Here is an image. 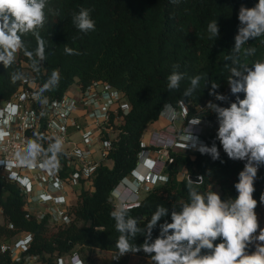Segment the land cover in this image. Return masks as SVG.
<instances>
[{"label": "trees", "instance_id": "16d2710c", "mask_svg": "<svg viewBox=\"0 0 264 264\" xmlns=\"http://www.w3.org/2000/svg\"><path fill=\"white\" fill-rule=\"evenodd\" d=\"M258 0H48L45 9L47 20L37 31L45 40V59L33 66V58L18 51L15 61L7 68L0 63V100L9 99L22 85L23 78L30 75L39 85V104L42 100L60 98L71 85L86 88L96 80H104L122 90L131 103L130 111L118 125L120 132L108 158L112 165L101 164L90 179L89 186H82L77 203L72 207V221L56 231L51 230L50 215L41 221L28 215L25 208L26 194L15 182H0V207L4 223L0 224V264H25L15 261L10 250L2 246L25 231L33 234L32 243L23 255H39L40 264H57L59 257L78 253L92 264L93 252L100 249L111 254L105 264H128V257L137 255L149 258L143 251L120 256L115 242L119 237L111 213L116 210L112 193L121 181L137 168L143 134L150 123L161 117L165 105L181 110V102L188 108L185 124L193 116L212 120L217 127L205 131L207 146L216 144L220 158L177 147L171 151L174 161L165 171L168 180L150 188L135 204L130 215L141 220L143 227L158 206H165L169 215L163 217L152 230L155 239L159 225L171 222L173 207L180 208L188 199V175L201 176V182L193 181V187L201 193L220 190L222 200L234 199V184L244 167V161L229 159L216 133V114L206 109L209 101L228 107L235 101L227 82L231 68L239 64L249 66L264 59V37L249 40L239 52L233 51L241 5L254 7ZM81 9H90L95 30L83 33L72 20ZM217 19L219 36L210 39L207 25ZM28 51L35 53L38 41L32 33L24 35ZM65 47L74 54L65 52ZM253 47L255 53L248 55L246 49ZM234 61L236 63H234ZM176 71L184 74L177 90L167 88V77ZM53 70L60 74L59 82L44 89ZM19 78L12 80L13 75ZM204 74L200 86L192 96L185 97L190 78ZM211 82H217V93L226 96L218 101L209 95ZM243 99V94H240ZM155 146L152 145L151 148ZM54 153V152H53ZM57 156L62 159L60 152ZM184 165L187 175L179 177V166ZM254 199L260 202L264 193V166H261L254 182ZM218 193V192H217ZM145 236L138 233L134 243L140 245ZM218 238L214 243H220ZM207 250H202L205 252ZM103 264V263H102Z\"/></svg>", "mask_w": 264, "mask_h": 264}, {"label": "clouds", "instance_id": "9594fccd", "mask_svg": "<svg viewBox=\"0 0 264 264\" xmlns=\"http://www.w3.org/2000/svg\"><path fill=\"white\" fill-rule=\"evenodd\" d=\"M47 6L48 0H0V63L5 68L15 61L16 53L21 50L29 58L35 56L34 67L45 59V40L37 30L46 23ZM90 12V9H81L72 17L75 27L83 33L95 30V21ZM238 21L232 49L235 52H239L249 40L264 37V0H258L251 8L241 5ZM207 31L210 39L218 38L217 19L208 23ZM28 33L35 35L38 41L35 53L25 48L22 37ZM255 51L253 47L246 49L248 55L254 54ZM65 52L74 54V50L68 47H65ZM173 67L174 70L167 77V88L170 91L179 89L180 82L184 79V74L175 70L179 65ZM18 78L15 74L12 76L13 81ZM59 79V72L53 70L44 89L56 86ZM202 79L206 81L205 87L208 81L204 74L191 77L190 87L183 95L192 96ZM227 82L235 101L228 107H221L209 101L206 109L202 110L216 114V139L228 158L245 162L243 170L238 174V182L234 184L237 196L234 199L222 200L215 191L201 193L193 187L194 182L190 179L187 201L178 210L173 207L170 213L171 222L165 220L159 225L160 232L155 239L152 238V230L163 217L169 215V210L165 206H158L150 220L141 227V220L130 215L134 205L122 203L111 213L115 220V229L120 233L115 242L120 256L143 251L149 256L150 264H264V228H259L255 212L258 202L253 197L254 182L260 167L264 166V59L256 60L250 66L236 63V66L231 68ZM218 88L217 82H211L209 95H214L218 101H226V96L217 93ZM240 94H243V99ZM181 107L186 118L188 108L183 102ZM165 111L173 120L179 115L170 105H165L162 114ZM178 112L181 110L178 109ZM6 113V118L10 119L13 113L9 110ZM206 123L212 125L206 127ZM216 127L217 124L212 120L193 116L188 119L185 134L174 140L184 142L181 145L184 149L190 147L202 155L207 154L213 160H218L220 153L216 144L213 143L210 147L205 145L204 138L195 133L200 129L213 130ZM168 143L173 141L169 139ZM55 147L58 148L59 145ZM37 151L36 144L29 145L30 155L34 156ZM159 169L160 164L149 171L155 182L159 180ZM113 195L121 200L130 198L127 193L121 195L119 189L115 190ZM260 202L264 203V193L260 196ZM258 229L259 235H254ZM138 233L145 236L140 245L133 242ZM218 238L221 242L214 243ZM255 241L261 243H256L255 251H247L249 244ZM76 264H84V261L77 260Z\"/></svg>", "mask_w": 264, "mask_h": 264}, {"label": "built area", "instance_id": "2783aa9c", "mask_svg": "<svg viewBox=\"0 0 264 264\" xmlns=\"http://www.w3.org/2000/svg\"><path fill=\"white\" fill-rule=\"evenodd\" d=\"M37 100L39 85L31 73L23 78L22 85L9 99L0 100V182L6 179L17 183L27 196L25 208L28 215L35 216L38 221L50 215V221L60 226L69 225L72 199L76 197L77 189L83 183L89 186L95 170L101 164H107L109 151L118 140V125L130 111L131 103L122 90L104 80H96L86 88L80 87L78 96L66 91L51 101L42 100L36 104ZM80 108L87 116L83 121L77 117L76 111ZM173 109L178 113V109ZM8 110L13 113L10 119L6 118ZM181 114L184 116L182 107ZM195 133L205 140V130ZM32 143L38 146L34 156L29 153ZM57 144L58 148L55 147ZM182 144L178 139H173L171 144L164 138L158 141L143 139L144 148L137 168L114 189L125 195L123 187L129 190L130 197H134L131 201L130 198L121 200L112 193L115 206L122 203L134 205L140 200L141 191L147 192L166 182L168 173L165 168L174 161L171 151ZM152 145L156 148H151ZM154 149L156 158L151 156ZM55 152L62 153V159ZM158 164L159 180L155 182L149 171ZM142 165L146 167L145 172L140 170ZM32 240L33 234L25 231L23 237L17 238L16 245L6 243L2 250H10L15 261L35 264L39 255H23ZM77 260L84 261L74 253L59 257L57 264H76ZM84 264L87 263L84 261Z\"/></svg>", "mask_w": 264, "mask_h": 264}, {"label": "crops", "instance_id": "0c3cea01", "mask_svg": "<svg viewBox=\"0 0 264 264\" xmlns=\"http://www.w3.org/2000/svg\"><path fill=\"white\" fill-rule=\"evenodd\" d=\"M67 92L72 96H78L80 94V86L78 84L74 83L73 85H71L69 87ZM76 112H77V117L79 120L83 121L86 119L87 116H86L85 111L83 109L80 108ZM165 113H166V111L161 115L159 120H157L153 123H150L148 125L147 129L145 130V132L143 134V139L150 140V141H158V140L163 139V138L168 139V140L169 139L173 140V139L181 136L184 133L185 129L183 126L185 125V118L181 114V112H178L179 115L177 116V118L175 120H172ZM211 125L212 124L206 123L205 126L208 127ZM210 130H212V129H210V128L205 129V131H210ZM181 148H183V147H181ZM187 149L191 150L190 148H187ZM151 156L156 158L157 153L155 152V149L152 151ZM107 164L112 165V161L108 160ZM140 170L145 172L146 167L142 165V166H140ZM178 175L180 178L187 175V169L184 165L179 166V174ZM133 197L134 196L131 195L130 201L133 199ZM138 202H136V203H138Z\"/></svg>", "mask_w": 264, "mask_h": 264}, {"label": "rangeland", "instance_id": "374dc122", "mask_svg": "<svg viewBox=\"0 0 264 264\" xmlns=\"http://www.w3.org/2000/svg\"><path fill=\"white\" fill-rule=\"evenodd\" d=\"M18 55V52L16 53V57ZM188 123V122H187ZM187 123L183 126L185 131H186V127H187ZM184 131V132H185ZM184 134V133H183ZM173 141V140H172ZM89 185V184H87ZM82 186H86V183H83ZM81 187H79L77 189V195L76 197H74L72 199V207L77 203V199H78V194L81 190ZM122 189V192L123 193H127L129 194V190L128 189H124L123 187H121ZM217 192L220 193V190L217 189ZM130 195V194H129ZM146 195V191H141L140 192V199H142L144 196ZM120 207L119 204L116 205V208L118 209ZM255 212L257 214V217H258V224H259V228H264V203H258L257 204V207L255 209ZM4 223V215L2 213V209L0 207V224ZM50 226H51V230L53 231H56L58 228H59V224H56L52 221H50ZM254 235H259V229L257 230V232L254 234ZM19 238L20 237H23V233H21L20 235H18ZM18 238V237H17ZM17 238H12L8 244H10L11 246H14L16 245V242H17ZM256 243H261L259 241H255L251 244H249L248 248L246 249L247 251L249 252H252V251H255V246H256ZM18 244V243H17ZM111 254L108 253V252H104L100 249H97L95 252H93V255H92V260H95L97 261L96 264H105L106 260L111 258ZM85 261V260H84ZM86 262V261H85ZM87 264H92L89 263V262H86ZM35 264H40V262H36ZM66 264H69V262H67ZM128 264H150V258H146V257H142V256H137V255H131L128 257Z\"/></svg>", "mask_w": 264, "mask_h": 264}, {"label": "water", "instance_id": "95a60500", "mask_svg": "<svg viewBox=\"0 0 264 264\" xmlns=\"http://www.w3.org/2000/svg\"><path fill=\"white\" fill-rule=\"evenodd\" d=\"M188 179L192 180V181H195V182H201L202 181V178L201 176H195V175H188Z\"/></svg>", "mask_w": 264, "mask_h": 264}]
</instances>
